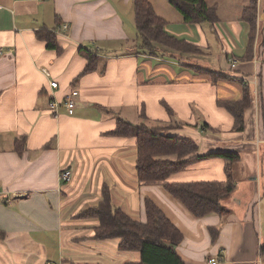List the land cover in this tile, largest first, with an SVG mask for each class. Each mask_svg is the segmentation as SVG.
<instances>
[{"label":"crops","instance_id":"crops-1","mask_svg":"<svg viewBox=\"0 0 264 264\" xmlns=\"http://www.w3.org/2000/svg\"><path fill=\"white\" fill-rule=\"evenodd\" d=\"M249 1L206 0L216 7L213 25L186 23L169 0L159 1L160 11L151 1L169 33L206 55L192 66L136 48L132 0H0V264L139 260L138 252L120 251L117 239L94 238L98 219L79 215L101 200L104 185L112 206L142 222L150 198L182 233L176 252L184 264H209L212 257L216 264H264V0H256L251 50L242 19ZM63 24L56 33L62 51L55 53L35 31ZM216 38L221 45L214 49ZM80 47L97 54L99 66L77 78L86 63ZM73 88L79 92L73 113L64 106L50 110L51 99L62 102ZM244 92L251 101L240 130L221 102L240 100ZM141 112L156 122H182L168 133L194 140L200 154L240 155L232 164L235 190L223 200L225 216H194L161 185L139 183L136 140L105 133L117 116L137 122ZM20 137L22 154L15 144ZM224 164L205 158L172 180L224 181ZM63 170H70L69 182L60 179ZM210 226L218 230L214 240Z\"/></svg>","mask_w":264,"mask_h":264},{"label":"trees","instance_id":"trees-1","mask_svg":"<svg viewBox=\"0 0 264 264\" xmlns=\"http://www.w3.org/2000/svg\"><path fill=\"white\" fill-rule=\"evenodd\" d=\"M173 8L182 15L186 23L199 24L209 22L215 24L218 20L215 5H209L206 0H169ZM134 24L139 41L135 46L144 53L155 55L165 48L176 49L182 52H197L199 47L186 39L176 37L166 30V21L158 15L150 0H132ZM242 19L248 25V49L255 37L256 0H250L242 11ZM37 39L44 41L46 48L60 53L58 35L54 29H39L35 31ZM159 46H162L159 47ZM166 51V50H164ZM86 60L78 77L97 70L99 56L89 48L80 47L78 51ZM101 53L102 50H96ZM251 97L244 92L242 99L221 102L229 111L236 124V129L244 126V109L249 106ZM173 117V111L166 106ZM140 117L147 119L144 112ZM169 118L168 121L148 125L143 121L132 123L117 116L115 127L107 135L136 140L135 169L140 184H159L171 196L179 200L194 216L201 217L208 214L225 216L228 208L223 200L235 190V179L232 174V164L240 159L236 152L199 153V146L194 140L176 134L168 133L171 129L180 128L182 122ZM16 151L24 153L25 137L16 139ZM209 157H220L225 161L224 181L191 180L176 181L173 176L182 172L190 165ZM101 200L94 206L84 208L79 215L98 219L94 226V238L117 239L118 249L123 252L135 251L139 260L125 264H184L176 246L181 242L183 235L171 222L165 213L148 198H144L146 220H136L121 208L112 206L109 188L102 187ZM209 233L214 240L218 235L215 227H209ZM3 232L0 231V238ZM264 254V245L261 247Z\"/></svg>","mask_w":264,"mask_h":264},{"label":"rangeland","instance_id":"rangeland-1","mask_svg":"<svg viewBox=\"0 0 264 264\" xmlns=\"http://www.w3.org/2000/svg\"><path fill=\"white\" fill-rule=\"evenodd\" d=\"M152 1V3L154 4L155 9H158L160 11V6H159V1L161 0H150ZM131 6H132V2H131ZM169 6V5H167ZM171 9V7H168ZM173 10V9H171ZM174 12V11H173ZM220 26V25H219ZM220 29H222V27H220ZM215 36H213V40H214ZM139 41V37L137 36L136 42ZM221 45V40L216 38L215 39V44H212V48L216 49L217 47H219ZM162 48V46H159ZM163 50H159L160 54H162L163 57H166L168 59H170L171 61H177L178 63H184L186 65H192V66H196L197 61H199V59L206 57V55L198 53V52H182L176 49H171V48H165L163 47ZM118 48H116L115 51H117ZM166 50V51H164ZM110 53H113L112 51H109ZM212 58H217L216 56H212ZM135 119V118H132ZM133 121L132 123H140V122H144L148 125H156L157 122L155 120L152 119H139L137 120H131ZM260 197V196H259ZM258 199V198H257ZM257 202V200H256ZM255 202V204H257ZM262 241H264V236L261 238ZM263 243V242H262ZM263 260H264V254H263Z\"/></svg>","mask_w":264,"mask_h":264},{"label":"built area","instance_id":"built-area-1","mask_svg":"<svg viewBox=\"0 0 264 264\" xmlns=\"http://www.w3.org/2000/svg\"><path fill=\"white\" fill-rule=\"evenodd\" d=\"M66 29L67 28V24H63L61 26H57L54 30L56 33H59L60 30L62 29ZM43 73L46 75V76H50V72L46 69V68H43L42 69ZM49 85L51 88H57L58 87V82L55 81L54 79H50L49 80ZM79 95V92L77 89L73 88V89H70L66 95L64 96L63 98V101L60 102L58 100H56L55 98L51 99V101L49 102V108L50 110H52L54 113L57 111V109L60 107V106H64L67 110V112L69 114L73 113L74 111V108H75V100H76V97ZM60 179L64 182H69L70 178H71V172L70 170H63L60 172ZM262 243V242H261ZM263 244H260V251H261V247H262ZM260 251H259V255H260ZM209 264H216L218 262V259L217 258H210L208 260ZM50 264H53V263H50Z\"/></svg>","mask_w":264,"mask_h":264}]
</instances>
